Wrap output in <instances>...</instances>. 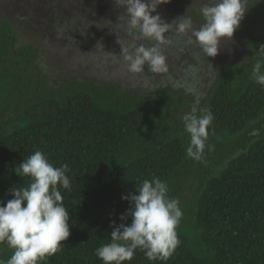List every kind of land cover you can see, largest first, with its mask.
<instances>
[{"label":"trees","instance_id":"16d2710c","mask_svg":"<svg viewBox=\"0 0 264 264\" xmlns=\"http://www.w3.org/2000/svg\"><path fill=\"white\" fill-rule=\"evenodd\" d=\"M250 1L255 18L244 15L239 25L245 59L221 65L210 57L211 81L199 92L192 83L201 82L192 59L198 52L188 51L191 64H183L181 78L171 69L159 84L154 75L161 71L149 70L143 79L127 70L121 45L138 43L134 37L117 33L118 52H104L106 36L116 28L113 18L100 21L105 38L98 47L76 35L61 45L72 50L76 44L90 70L115 74L105 81L50 77L38 64L39 49L19 46L12 21L0 18V201L6 204L14 186L30 183L15 170L37 150L55 167L69 168L71 190L61 191L70 236L41 264H103L95 253L111 241L112 222L131 224L130 216L120 220L131 207L122 196L137 194L153 178L166 182L169 197L179 200L181 243L166 260H149L137 249L124 264H264V87L251 76L257 61L264 65V34L252 33L257 22L264 23V0ZM171 7L180 11V1L170 0L163 9ZM93 48L99 61L87 55ZM193 108L214 117L199 160L186 155L190 135L183 116ZM11 255L0 244V260Z\"/></svg>","mask_w":264,"mask_h":264},{"label":"clouds","instance_id":"9594fccd","mask_svg":"<svg viewBox=\"0 0 264 264\" xmlns=\"http://www.w3.org/2000/svg\"><path fill=\"white\" fill-rule=\"evenodd\" d=\"M170 0H115L118 8H123L126 20L121 25L136 40L148 39L155 43L151 47L135 43L127 47L121 45L123 60L130 73H142L145 65L152 72L165 69V57L159 45L169 43L165 33L172 24L164 23L157 12L162 4ZM246 0H213L201 9L204 23L194 28L188 16L179 21V33H191L188 43H196L204 57L217 56L221 42L230 40L239 28L246 12ZM120 21V17L118 16ZM110 53V52H108ZM112 54V53H110ZM114 55V54H112ZM261 61L252 69V79L264 87V71ZM210 111L197 115L193 108L183 116L184 129L190 135L186 155L199 160L209 136L213 122ZM255 134V133H254ZM212 150L211 146H208ZM68 165L55 167L46 155L37 150L16 167L18 176L30 179L26 187L14 186L10 190L13 197L6 204L0 201V244L12 250L7 261L0 264H41L60 250L62 242L70 236L69 211L64 206L63 190H71L66 173ZM166 182L159 178L145 179L137 188V194L122 196L131 207L120 216L124 221L131 217V224L112 222L111 241L96 249V256L103 264H124L131 261L137 249L144 252L149 260H166L181 243L176 228L183 212L177 198H170Z\"/></svg>","mask_w":264,"mask_h":264},{"label":"rangeland","instance_id":"374dc122","mask_svg":"<svg viewBox=\"0 0 264 264\" xmlns=\"http://www.w3.org/2000/svg\"><path fill=\"white\" fill-rule=\"evenodd\" d=\"M178 1H180L181 4V12L176 8L173 9V7H171L170 10L168 8L163 9L164 4H162L158 9L159 13H152V15L159 14L164 23L172 24L173 22L172 27L165 33L166 40L170 41L171 44L162 43L159 45L160 52L165 57V68L168 67V69L161 71L162 73H153H157L154 75L156 84L161 82L160 78H162V76L171 73V69H174L181 78L183 76L182 67L185 64H191L189 61L191 57L188 51L198 52L199 54L197 56L199 57H192V59L196 61L194 64L198 65L196 68L200 72L199 78H201V82L194 78L192 83L199 92L205 89L211 81L212 76L209 73V70L212 71L211 58L204 57L196 43H188L191 33H179L177 28L179 21L174 20L186 15L191 18L193 27L198 29L205 22L201 13L202 7L212 3L213 0ZM122 10L124 11V9ZM122 10L115 5V0H0V18L4 17L12 21L18 35L19 46L32 44L37 47L39 49L38 64L45 73L56 80L66 77V75L69 74L81 78H96L100 81L115 77V74L107 75V73H103L105 78L103 74H99L95 70H90L88 65H85L87 61L85 60L84 52L78 53L74 51L76 44L72 43L75 45L72 47V50L71 48L63 50L61 45H66V42L69 41L68 36L75 38L74 35H76V38L80 41H82L80 38L86 37L87 40H90L92 42L91 44L96 47V42H98L100 38L102 40L105 38V26L101 27L100 21L105 19L112 20L111 18H113L114 20L112 22L115 24L116 28L114 30H109L110 32L106 36L108 46L102 50L107 53L113 51L116 54L118 50L114 43V37L117 33H121L118 35H121V38L125 40L127 37L133 38V36L126 32L124 27L120 26V24L123 23L122 21L126 19L123 17ZM245 10L246 12L244 15H247L248 18H255V7H253L250 0H246ZM182 12L183 14H181ZM118 16L120 17V21ZM83 20H86V22H82ZM116 29L120 31L117 32ZM239 30L240 26L234 32L230 40L221 42L217 56L213 57L218 60L221 65L230 59L240 61L245 59L240 43L245 39V31ZM252 33L264 34V23L262 21L257 22V25H254L252 28ZM63 37L66 40H64ZM137 41L138 43L135 42L137 46L145 42L144 44H148L145 45L146 47H151L155 43L148 39ZM57 44H59V46H57ZM79 45H77V47ZM178 52H181V56L177 54ZM98 54L99 51L97 48H93L91 52L87 53L88 56L91 55L93 57L91 58L93 61H99L101 59V57H97L99 56ZM215 63L217 64L218 62ZM181 64L180 72L179 67ZM147 71H149L148 66L145 65V71L142 73H135L134 77H137V74L139 76L141 74V78L144 79V75ZM174 79L175 81H180L177 77ZM136 80L139 81V85L143 86L142 79L137 78ZM137 81L136 83L138 84ZM149 82L152 84L153 80H149ZM147 87L144 86L145 89H147Z\"/></svg>","mask_w":264,"mask_h":264}]
</instances>
